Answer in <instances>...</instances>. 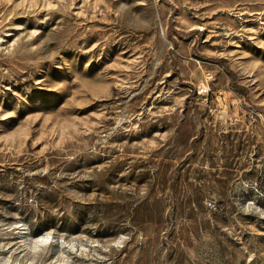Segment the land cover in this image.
Segmentation results:
<instances>
[{
    "label": "rangeland",
    "instance_id": "rangeland-1",
    "mask_svg": "<svg viewBox=\"0 0 264 264\" xmlns=\"http://www.w3.org/2000/svg\"><path fill=\"white\" fill-rule=\"evenodd\" d=\"M0 264H264V0H0Z\"/></svg>",
    "mask_w": 264,
    "mask_h": 264
},
{
    "label": "trees",
    "instance_id": "trees-1",
    "mask_svg": "<svg viewBox=\"0 0 264 264\" xmlns=\"http://www.w3.org/2000/svg\"><path fill=\"white\" fill-rule=\"evenodd\" d=\"M214 62H221L223 65L228 69L226 62L224 61L223 58H212L211 59ZM229 77H230V88L232 90H242L244 91V88L242 85H238L235 83V74L233 71L229 70ZM30 192L28 190V187L25 189L24 197L26 198L25 202L27 201V198L30 197ZM49 194H54V192L50 191ZM33 203H29L23 207L24 209V214L28 215L30 218H33L36 221V225L38 227L42 226H49L51 223L54 222L55 217L49 213V207H46L42 202H43V195H35L34 199H32ZM65 217L69 218L70 221L74 222L77 217L71 216L69 212L65 215Z\"/></svg>",
    "mask_w": 264,
    "mask_h": 264
},
{
    "label": "built area",
    "instance_id": "built-area-1",
    "mask_svg": "<svg viewBox=\"0 0 264 264\" xmlns=\"http://www.w3.org/2000/svg\"><path fill=\"white\" fill-rule=\"evenodd\" d=\"M213 79V74L211 70H206L204 72V80L196 85L193 89V92L197 95V97L205 103L209 102V97L211 94L210 90V82Z\"/></svg>",
    "mask_w": 264,
    "mask_h": 264
}]
</instances>
